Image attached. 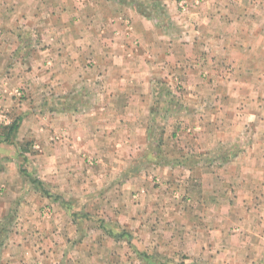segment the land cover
<instances>
[{
  "label": "crops",
  "instance_id": "1",
  "mask_svg": "<svg viewBox=\"0 0 264 264\" xmlns=\"http://www.w3.org/2000/svg\"><path fill=\"white\" fill-rule=\"evenodd\" d=\"M103 1L105 5L85 0H0V29H27L32 34L50 28L61 34L59 44L40 47L42 38L30 42L46 55L37 64L50 97L43 119L37 121L32 112L15 116L19 102L0 89L1 135L17 120L14 139H44L45 183L61 191L60 197L44 201L31 197L37 187L26 189L17 164L20 154L0 142V264H149L153 250L159 256L172 251V257L182 256L181 261L188 263L213 257L214 238L220 254L215 261L249 264L246 260L253 256L244 254L252 255L257 248L244 251L242 257L238 249L236 256L228 257L220 252L218 238L231 231L221 212L228 203L222 198L227 183L244 188L248 182L252 187L256 167L245 177L228 174L227 165L214 171L200 159L191 160L195 156L183 144L181 126L203 123L204 133L192 132L201 126L188 131L209 148L222 136L235 139L231 131V136L206 131L228 124L230 108H249L245 94L260 89L254 81L264 53L258 21L264 0H203L193 6L191 21H176L178 35H170L163 23L134 7ZM230 12L242 13L243 21L250 22L232 24V29L253 32L233 35V40L225 37H230L228 28L221 32L216 14ZM2 56L0 81L9 75L18 79L19 72L5 64L11 57ZM54 77L60 79V109L53 106L58 99ZM257 103L258 99L253 105ZM233 119L235 125L245 124L243 111ZM169 143L175 147L166 148ZM240 159L245 163L243 156ZM216 184L222 197L215 193ZM48 203L52 217L43 219L41 206ZM70 204L89 206L96 225L74 219L80 213L69 212ZM98 214H105L107 221L111 215L115 223L110 227L97 223ZM121 228L124 232L118 233ZM134 234L142 241L137 247L118 239ZM235 235L241 243L240 234Z\"/></svg>",
  "mask_w": 264,
  "mask_h": 264
},
{
  "label": "rangeland",
  "instance_id": "2",
  "mask_svg": "<svg viewBox=\"0 0 264 264\" xmlns=\"http://www.w3.org/2000/svg\"><path fill=\"white\" fill-rule=\"evenodd\" d=\"M84 1V0H81ZM85 1H96L95 3L100 5H105L106 2L103 0H85ZM114 1L115 4L121 5V6H130L136 8L138 11L141 12L143 15H147L149 17H153L158 22H161L165 25L166 29L165 31L169 33L170 35L174 33L175 35H178L180 32V28L177 27L176 21H191V18L194 16L193 12V6L197 5L200 6L203 0H111ZM264 2H262L263 4ZM235 6V4H233ZM264 9V6H263ZM261 10L260 17L258 21L260 22V25L262 26V30L260 33H262V37H264V10ZM216 20L219 24H222V30L228 28L226 31H228L230 37H227L230 40H233L232 36L236 35L237 38L242 37L240 35L241 33H252V28H238V29H232V24H235V26L239 27L242 23H250L248 21H243L245 17H243L244 14L237 13V12H230V13H223V14H216ZM251 15V14H250ZM246 16V14H245ZM215 20V19H214ZM175 23V24H174ZM130 24V23H128ZM220 32V28L217 30ZM19 32V37L17 38V33ZM186 33V31H183ZM188 33V32H187ZM188 35V34H186ZM250 34H247L243 37H248ZM61 34L60 32L56 31V29L46 30V28L40 29V32L34 31L31 34V31L25 29V30H4L0 29V57H3V53L7 54L11 59L7 60L5 64H9V68L15 71L19 72V77L13 78V76L9 75L7 78L5 77L3 82L0 81V89L5 90L8 92L9 95H14L16 97V101L19 102L20 107L18 110L15 111V116H27L30 112L32 114L35 113L37 121L39 119H43L42 116H44L45 106L49 105L50 100L46 98L48 94L45 92L46 90V83H45V76L44 71L41 69L42 66L37 67V64L41 62L42 59L45 58V53L38 52L37 48H35L31 41H34V39H40L41 40V46L44 47L46 45L51 46L52 44H59V38ZM17 41L15 42V40ZM21 39V43L18 41ZM50 40L51 43H50ZM252 47V46H249ZM239 48V46H238ZM262 52H264V45L261 46ZM55 49H58L60 51L61 46L57 45L55 46ZM240 49V48H239ZM60 61H57V64H59ZM1 68V63H0ZM37 68V69H36ZM228 72L230 71V76L234 75V73L231 70L230 66H227ZM34 69V77H31L33 74ZM230 69V70H229ZM25 72H28L30 74V78L25 77ZM232 80V78H230ZM54 88H56V98L57 102L54 103V107H57L55 109H60L62 107L60 103V79L59 77L53 78ZM256 86H259L260 89H255L254 93H246L245 99L246 104H249L250 107L247 108L245 106L244 109H229L228 110V124H225V122H222L220 125H214V129L212 131H206L209 133L215 134V132L220 131L221 134L223 132H232L234 134L235 139L232 140L231 138H225L222 136L221 140H219V143H215L212 146H205L200 145L198 143L197 138L194 137V134L188 130H191V128H197V126H201L203 129L201 130V127L197 128V131H192L195 133H204L205 132V126L204 124H199L198 121L194 122L192 119L193 116H190L191 121H188L190 124H192L191 128L187 126H181L182 132L181 135H185L184 137V145H186V149L191 153L192 156L195 157H189L191 160L200 159V161L206 165H211L215 171L216 167L220 165H227L228 174L234 173L235 175H243L245 177L251 176L252 174V168H255V182L252 184V187L248 186V182L246 183V186L244 188L240 187H233L232 184H228L229 187L227 190H225V195L222 197L221 195V189L220 184L215 185V193L220 194L219 197H222L224 201H227V205L222 209V214L226 221L228 222V228L231 229L228 236L218 238L222 242V250H224V254L236 256L239 251V256L243 254L244 251L249 252L250 248H257L255 250V253L250 254H244L247 256V258L253 256L252 258L247 259L246 261L249 262V264H264V53H261V69H260V76L259 78H255L254 81ZM17 86V87H14ZM13 89V90H12ZM8 90H12V92H9ZM4 91V92H5ZM251 99L252 101H248ZM258 99V103L254 106V102L256 103ZM6 110H9L7 108ZM42 110V111H41ZM182 111V109L180 110ZM244 114V120L245 124L235 125L236 121L233 119L236 116V112H242ZM10 112V111H8ZM7 113V112H6ZM241 114V113H239ZM215 119V118H214ZM187 120V119H186ZM189 120V118H188ZM234 120V121H232ZM29 126V122L27 123ZM239 125V128H238ZM32 126V123H30V127ZM40 127H44L41 125ZM44 130V128H42ZM32 130V129H31ZM18 133V132H17ZM230 136L231 134L228 133ZM237 135L239 137H237ZM237 137V138H236ZM17 136L14 141H17ZM195 138V139H194ZM53 141H59V137H54L52 139ZM181 140V139H180ZM50 141V140H49ZM56 142V143H57ZM166 143V142H164ZM176 144V143H175ZM198 144L200 147H198ZM12 146H9L13 148L16 153L23 154L20 155L18 158V165H20V169L22 170L23 174V181L26 183V189L29 188V186L37 187L36 192H33L29 195L33 198L35 196L38 197V199L46 200L47 197L51 196L54 198L60 197V189H54L51 187L50 184L45 183V164H48L47 159L44 157V151L46 149L45 147V140H34L31 136L24 137L22 139H19L17 141V144H9ZM166 145V144H164ZM173 144H167L166 148H172L175 147ZM208 148V149H207ZM246 160L245 163L241 161L240 157H242ZM172 158V157H169ZM189 158H186V164H188ZM168 159V158H167ZM192 164V163H191ZM234 164V165H233ZM239 164V165H237ZM245 164L243 166V171L245 174H241L240 171L241 165ZM234 167V168H233ZM213 171V172H214ZM218 171V170H217ZM216 171V172H217ZM214 172V173H216ZM179 175V173L177 174ZM183 175V174H180ZM217 175V174H216ZM235 175H232L233 177ZM260 176V177H259ZM154 179V176H153ZM155 180V179H154ZM161 180V179H157ZM155 180V181H157ZM244 185V184H243ZM242 185V186H243ZM46 191L44 192L43 190ZM69 196H71L69 194ZM175 199H178L180 197V194L177 192L173 195ZM214 196H216L214 194ZM173 197V198H174ZM230 197V198H229ZM190 198V197H189ZM41 201V203L43 202ZM49 201V200H48ZM59 202V201H58ZM252 202V203H251ZM251 203V204H250ZM43 208L42 216L44 218H51L53 207L50 203L46 205L41 206ZM70 208V209H69ZM89 206L85 205L83 207L81 206H74L70 204L68 206L69 212L80 213L78 216H73V218H79L82 222L86 224L87 226H92L93 223L96 225V222L90 220V214L91 211H88ZM100 217L97 221V223H109L110 225H113L115 222H113V218L111 215L109 216V221H107V218H105V214H98ZM89 217V218H88ZM241 217H244L245 221L242 222L240 219ZM74 218V219H75ZM101 220V222H100ZM122 225H119L121 227ZM242 227H244V231L242 232ZM117 232H124V228H121L120 230L116 229ZM255 232V235L252 234V232ZM215 233L220 232V229L214 230ZM240 232L245 234L243 236ZM249 232H251V236H249ZM239 233V239L241 243H238V240L235 234ZM235 235V236H234ZM138 236V235H137ZM135 234L131 236H120L118 238L122 242H130L136 247L139 246V244L142 243L140 239H138ZM233 236L236 238L235 241H233ZM216 239L214 238V246H213V253L210 259L205 260L204 258H198L194 261H189L188 263L184 261H181L182 256L180 258H174L173 252H167L164 255L160 254L158 255L156 250H153L152 253H149L148 261L149 264H221L214 259H216V256H220L219 250L216 252ZM231 241V244H228L229 240ZM137 244V245H136ZM234 249L233 252H228L226 250ZM237 252V253H236ZM166 256V259H165ZM176 257V256H175ZM242 257V256H241ZM174 258V259H173ZM257 258V259H256ZM170 259V261H168ZM256 259V260H255ZM244 261V258H242Z\"/></svg>",
  "mask_w": 264,
  "mask_h": 264
},
{
  "label": "trees",
  "instance_id": "3",
  "mask_svg": "<svg viewBox=\"0 0 264 264\" xmlns=\"http://www.w3.org/2000/svg\"><path fill=\"white\" fill-rule=\"evenodd\" d=\"M18 129H19V122L16 120L8 128H5L2 130L4 136H2L0 133V135L2 137L0 139V142H5L8 144H17V141L16 140L14 141L13 139H14V136L16 135V132L18 131ZM20 155L22 156L23 154H20ZM43 191L45 192L46 190L44 189Z\"/></svg>",
  "mask_w": 264,
  "mask_h": 264
}]
</instances>
